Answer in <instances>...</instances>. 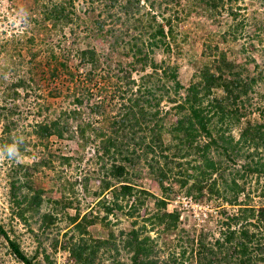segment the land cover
I'll return each mask as SVG.
<instances>
[{
    "label": "rangeland",
    "instance_id": "rangeland-1",
    "mask_svg": "<svg viewBox=\"0 0 264 264\" xmlns=\"http://www.w3.org/2000/svg\"><path fill=\"white\" fill-rule=\"evenodd\" d=\"M177 1L180 20L173 23L178 33L177 48L173 44L168 53L158 49L153 57L161 67L165 62V68L176 69L177 80L183 88L179 95L170 92L169 97L183 99L185 90L198 80L201 68L212 65L218 53H224L236 64H245L248 70L245 75L264 73V0H226L224 8L217 11L206 8L199 0ZM35 3L36 0H0V225L21 250L35 257L34 263L75 264L64 246L79 247L82 240L89 245L108 241V245H102L90 254L87 264H130L131 253L124 243L127 233L137 230L140 239L149 238L152 251L149 260L164 264L188 245L187 234L194 239L208 233L218 237V229L225 220L224 213L233 214L239 208L227 203L233 195L232 180L239 185L238 203L255 208L264 206V178L256 177V174L247 176L243 170L247 160L242 158L233 162L219 155L213 147L209 157L220 162L221 169L204 179L201 194L195 190L201 185H195L194 189L191 186L202 178L200 169H194L202 160L191 153L185 158L168 160L174 168L173 176L167 182L171 191L163 195L146 166L152 155H143L142 149L135 145L142 137L145 143L151 140L147 132H138L134 137L130 131L123 137L121 134L109 137L108 134L114 130V118L124 112L123 102L128 105L130 98L124 84L115 77L116 74L122 76L118 70L120 66H126L129 58L123 55L126 49L110 46L113 44L111 35L106 37V31H97L94 20L101 12L100 5L95 2L92 10L88 9L87 2L78 0L75 2L76 23L63 31L49 30L51 26L46 25L49 30L46 31L33 21L37 16ZM100 18L104 20V17ZM104 24V30L119 28L116 25L113 29L108 20ZM235 27L236 38L233 39L228 31ZM131 34L134 36L138 32ZM29 39L33 41L28 43ZM87 48L95 52L98 64L92 71L91 81L86 80L91 67L78 62L79 52ZM60 62L67 68L61 67ZM255 64L259 66L258 70ZM53 69H56V78L50 75ZM68 71L73 74L75 83ZM149 73L151 70L147 68L145 73H135L133 78L139 84L140 76ZM104 77L109 78L107 82ZM20 81L24 83L21 86ZM163 82L159 83L155 98L163 95ZM169 84L172 86L171 82ZM220 95V91L215 93V96ZM75 96L84 98L81 107L75 105ZM263 96L264 86L256 87L255 93L250 95L252 105L247 110L250 114L231 129L235 139L247 120L252 123L262 121L256 108L264 102ZM164 100L160 102L155 122L165 128L162 140L168 143V128L178 115L169 111L163 121L164 112L172 106ZM72 110L80 111L83 124H91L84 138L75 132L80 121L72 119L68 120L71 131L62 138H37V123L55 120L61 111ZM6 126L10 128L9 132L5 131ZM99 133L108 135L97 137ZM213 134L215 136V130ZM107 137L116 138L120 146L105 155L100 143ZM85 139L88 141L83 145ZM258 160L264 164L261 149L254 154L252 162ZM114 164L125 166L123 178L135 187L132 197L125 200L115 198L114 189L118 184L110 176ZM177 172L184 174L181 175L184 178L190 175L185 187L173 181L174 177L180 178ZM105 184H109L107 188ZM140 190L151 197L141 194ZM23 194L40 195V205L24 210ZM164 196L166 212L179 214L176 230L167 231L163 224L155 225L156 213L163 211L155 200ZM105 208L111 211L107 213ZM77 214V220L73 222L72 218ZM45 215L51 218L50 223ZM89 220L95 222L80 234L76 225L82 223L84 226ZM211 237L207 236V241ZM0 264H21L3 237H0Z\"/></svg>",
    "mask_w": 264,
    "mask_h": 264
},
{
    "label": "trees",
    "instance_id": "trees-1",
    "mask_svg": "<svg viewBox=\"0 0 264 264\" xmlns=\"http://www.w3.org/2000/svg\"><path fill=\"white\" fill-rule=\"evenodd\" d=\"M76 1L78 0H36L37 16L33 21L38 27L44 28L46 31H63L66 27L77 22V19L74 18ZM199 1H202L205 7L211 11L222 9L226 4V0ZM84 2H87L88 9L92 10H94L95 2H98L101 12L94 20L97 31H106V37L111 35L113 44L110 46L126 49L123 55L129 58L126 66H120L118 70L120 74L123 73L122 76L116 74L115 77L124 84L130 98L127 100L128 105L125 102L122 104L124 112L114 118L115 122L112 123L115 124L114 130L111 134L108 133L109 137L111 135L117 137L118 134L123 137L127 135V131H130L132 137L138 132H147L151 140L145 143V139L142 137L140 141L135 142V145L142 149L143 155H152L150 160L146 162V166L155 177L163 195L166 196L167 192L171 191L170 185L167 186L169 178L173 176L172 171L174 169L168 162L171 157L185 158L192 153L199 160H202L201 164L194 166L195 171L200 169L199 176L202 178L194 182L191 189H194L195 185H201L204 179L211 177L214 173H218L221 169V163L213 161L209 157L212 147L219 155L232 159L233 162L242 158L247 160L243 164V170H246L247 176L256 174V177L264 178V164L259 160L252 162L254 154L260 149L264 151V102L256 108L262 118L260 123H252L247 120L246 124L240 127L237 139L231 134V129L239 126L241 119L246 114H250V111H247L248 107L252 105L250 95L255 93L256 87L264 86V73L262 71L255 72L253 76L245 75L248 71L245 64H236L233 60H228L224 53H218L212 65H204L201 68L198 80L191 83L185 90L184 98L176 100L169 97L170 92L179 95L180 89L183 88L177 80L176 69L174 67L165 68V62L161 67L153 57L158 49H163V52L168 53L173 44L177 48L178 33L174 30L173 23L176 19L180 20L177 9L179 2L177 0H84ZM100 17H104V20ZM106 20L111 23L113 29H115L114 26L119 25L118 30L112 31L110 28L104 30ZM46 25L51 26L49 30ZM236 30L235 27V30L228 31V35L233 39L236 38ZM133 31H137L138 34L132 36ZM32 41L29 39L28 43ZM51 57L56 60L54 54H51ZM78 57L79 63L91 67L86 75V80L91 81L93 79L92 71L98 65L95 52L92 48H87L80 51ZM59 65L67 68L64 62H60ZM254 67L256 70L259 68L256 64ZM147 68L151 70V73L140 76V83L137 84L138 80L136 81L133 75L135 73L137 75L143 74ZM67 73L71 81L75 83L73 74L69 71ZM50 75L56 78V69H53ZM104 79L107 82L109 78L104 77ZM162 80H164L163 95L160 98H155V91ZM170 82L172 86L168 85ZM23 84V81H20L19 86ZM165 84L166 89H164ZM133 86L136 87L133 88ZM218 91L221 92V95L215 96ZM133 95L135 96L132 97ZM83 99L81 96H75V105L81 107L84 102ZM162 100L172 105L168 111L164 112L163 121L169 111H174L175 115H178L174 124L168 128L170 137L168 143L162 140V130L164 132L165 128L160 126V123L155 122ZM80 114V111L77 110L61 111L60 116L55 120L37 123L35 135L39 140L49 139L53 136L62 138L71 131L68 120L72 119L80 121L75 132L79 137L84 138V134L91 124H83ZM9 130L10 128L6 126L5 131L9 132ZM108 134L99 133L97 137H104ZM85 140L83 145H86L88 141ZM117 141L116 138L108 137L106 140H102L100 143L102 154H111L110 149L118 148L120 145ZM126 159L130 161L129 158L124 160L126 161ZM125 174V166L122 164L112 166L110 176L118 184L116 190L114 189L116 199L125 200L133 195L135 187L123 178ZM176 175H180V178L174 177L172 178L173 181L175 180L180 187H185L190 175H187L186 178L181 177L184 175L181 172H177ZM232 184L234 186L233 195L231 199L227 200V203L239 206V208H237L236 213H224L225 220L218 229V237L208 233L200 234L194 239L187 234L185 240L188 245H185V248L177 256L176 254L172 255L170 260L164 264H264V206L255 208L238 203L239 185L233 180ZM108 185L105 184L104 187L107 188ZM202 189L203 185L195 188L199 194H201ZM209 191L212 192L213 190L210 189ZM139 192L150 196L146 191L140 190ZM215 193L219 194L216 191ZM165 196L163 199L156 198L155 200V204L163 209L161 214L156 213L157 222L155 225L163 224V229L167 231L176 230L179 214L176 211L166 212ZM40 199V195L32 197L23 194L21 203L26 205L24 210H28L39 206ZM118 208L121 209V206ZM105 209L107 213L111 211L110 208ZM77 217L78 214L72 218V221H76ZM45 218L50 223L51 218L47 215ZM94 222L89 220L86 225L83 226L82 223H79L76 227L80 234H83L86 231L85 227ZM139 236L140 233L137 230H131L126 235L124 247L131 253L130 264H154V261L149 260L152 254L149 238L140 239ZM207 236H212L210 241H207ZM0 237H3L7 242L11 253L18 262L36 264L33 262L35 257H30L21 250L16 240L10 239L1 225ZM81 244L79 247L73 245V248L64 246V249L71 254V259L74 260L75 264H87L90 256L97 251L96 249L102 245H108V241H98L94 245H89L82 243L81 240Z\"/></svg>",
    "mask_w": 264,
    "mask_h": 264
}]
</instances>
